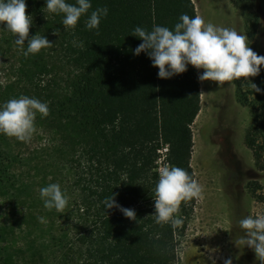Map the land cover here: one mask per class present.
I'll return each instance as SVG.
<instances>
[{
	"label": "trees",
	"instance_id": "obj_1",
	"mask_svg": "<svg viewBox=\"0 0 264 264\" xmlns=\"http://www.w3.org/2000/svg\"><path fill=\"white\" fill-rule=\"evenodd\" d=\"M229 1L240 11L245 36L253 40L259 23L254 0ZM25 2L26 14L33 17L29 37L45 36L53 45L25 57L14 35L0 24V68L6 65L12 77L0 82V103L21 95L48 103V116L38 114V119L62 138L75 220L68 253L61 254V235L58 250L46 254L41 264H176L177 239L194 199L181 202L180 225L157 224L152 215L156 161L165 147V163L193 177L191 125L199 111L198 76L188 65L184 73L158 78V68L144 52L133 54L142 41L131 33L135 26L150 30L153 24L171 29L182 13L196 15L192 0H91L92 9L108 8L98 31L85 27L86 16L75 29L64 30L62 16L49 13L44 0ZM233 83L238 102L249 108L255 123L244 142L257 169H263L264 71ZM15 150L12 139L0 134V194L8 206L28 197V186L17 179L16 164L22 160ZM112 193L118 205L134 210V219L116 207L104 208L102 201ZM257 199L264 204V194ZM18 256L14 225L0 227V264H15Z\"/></svg>",
	"mask_w": 264,
	"mask_h": 264
},
{
	"label": "rangeland",
	"instance_id": "obj_2",
	"mask_svg": "<svg viewBox=\"0 0 264 264\" xmlns=\"http://www.w3.org/2000/svg\"><path fill=\"white\" fill-rule=\"evenodd\" d=\"M196 15L216 26L235 29L244 34L240 11L229 0H192ZM259 18L250 47L264 56V0H254ZM264 71V66L261 67ZM197 76L203 69H196ZM12 80L4 65L0 82ZM199 111L191 125L192 152L190 167L193 178L202 186L201 198H194L192 213L178 237L176 264H262L255 252L239 243L243 230L238 221L245 216L264 214V204L257 196L264 194V168L257 169L252 151L244 139L249 127L255 125L248 107L237 100L235 85L198 79ZM37 131L25 143L11 138L21 158L16 164L19 182L28 186L26 200L8 206L0 194V227L14 225L19 256L15 264H41L46 254L58 250L57 238L64 236L65 252L74 238V217L69 201L62 212L43 207L39 188L58 183L62 190L70 185L65 170V153L59 134L45 130L36 116ZM263 139L257 137L256 143ZM166 164L163 154L156 164ZM43 218V222L39 218ZM54 237V239H52ZM60 254V253H56Z\"/></svg>",
	"mask_w": 264,
	"mask_h": 264
},
{
	"label": "clouds",
	"instance_id": "obj_3",
	"mask_svg": "<svg viewBox=\"0 0 264 264\" xmlns=\"http://www.w3.org/2000/svg\"><path fill=\"white\" fill-rule=\"evenodd\" d=\"M44 8L49 13L62 16L64 30L75 29L80 18L86 16L85 27L98 31L100 21L108 15L106 6L92 9L91 0H74V3H69L68 0H44ZM90 9L92 10L89 11ZM25 10V0H0V24L4 30L14 35L15 44L28 57L50 48L53 44L45 36L35 34L29 37L33 17L26 14ZM131 35L142 41L132 50L133 54L144 52L152 66L158 68L157 76L161 79L184 73L188 65H191L196 69H203L198 75L199 80L215 81L222 85L239 78L256 76L264 66V56L257 55L248 47L244 34L233 28L205 22L199 15L190 17L182 13L171 29L156 24L150 30L135 26ZM248 85L255 91H260L255 84ZM37 114L41 118L48 116L49 107L46 101L21 95L0 103V134L20 142H29L37 131ZM156 171L152 214L155 222L180 225L182 219L177 214L181 202L201 198L202 186L185 169L175 165L163 164ZM39 198L45 209H55L57 212H62L69 200L66 190H62L58 183H48L40 187ZM102 204L105 209L116 207L125 217L135 218L134 210L118 205L113 193ZM39 219L43 222L42 217ZM238 224L243 230L239 243L251 248L264 264V214L245 216ZM223 264L232 262L226 259Z\"/></svg>",
	"mask_w": 264,
	"mask_h": 264
},
{
	"label": "built area",
	"instance_id": "obj_4",
	"mask_svg": "<svg viewBox=\"0 0 264 264\" xmlns=\"http://www.w3.org/2000/svg\"><path fill=\"white\" fill-rule=\"evenodd\" d=\"M166 151H167V149L164 147V148H162L160 151H159V153L160 154H163V156L165 157V153H166ZM159 159V158H158ZM158 159H157V161H158ZM157 161H156V164H157ZM157 170V169H156Z\"/></svg>",
	"mask_w": 264,
	"mask_h": 264
}]
</instances>
